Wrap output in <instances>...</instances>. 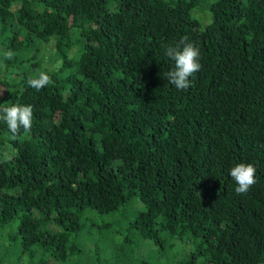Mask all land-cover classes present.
Returning a JSON list of instances; mask_svg holds the SVG:
<instances>
[{"label": "trees", "instance_id": "trees-1", "mask_svg": "<svg viewBox=\"0 0 264 264\" xmlns=\"http://www.w3.org/2000/svg\"><path fill=\"white\" fill-rule=\"evenodd\" d=\"M185 36L202 67L177 90L165 49ZM40 72L52 83L36 91ZM13 104L34 119L18 135L0 120V264L10 247L73 264L86 226L116 232L100 220L128 204L158 262L168 235L193 240L175 264H264V0H0V109ZM238 163L256 168L245 195ZM129 241L87 264H129Z\"/></svg>", "mask_w": 264, "mask_h": 264}, {"label": "rangeland", "instance_id": "rangeland-1", "mask_svg": "<svg viewBox=\"0 0 264 264\" xmlns=\"http://www.w3.org/2000/svg\"><path fill=\"white\" fill-rule=\"evenodd\" d=\"M50 46L51 44L47 43L46 45L47 52H49ZM134 213H135L134 208H132L130 204H128L125 208L120 207L116 214L114 213L113 215L108 216L104 219L101 220L99 219L100 221L103 222L112 221L113 223L115 218L121 219V222L117 228L118 230L116 232H114V229L116 227L115 224L114 226L111 225L109 228L103 229L99 233H96L93 228L89 229V227L86 226V228L84 229L86 230L84 235L80 234L78 235L77 238V243L80 249L83 251V253H80V255H78V257L76 258H74V256H71L70 260L73 259L71 263L87 264L89 261L95 259V253L97 252L101 254V257H105L107 254H111L110 252L113 251V249L119 245V241H121L122 238L125 236L127 238L130 237V241L126 244V248H128L129 253L127 250H124L125 253L127 254V258L128 256L130 257L129 261H131V263L128 261L129 264H134L138 262L140 258L144 259L146 264H175L177 260H179L180 258L181 259L184 258V254L192 251L191 243L193 242V240L187 238L175 239L168 237V235H164L167 244H169V246L163 249L162 251L163 258L165 259V261L158 262L155 255H149L147 257L148 252L150 250L157 252L158 248L150 240L147 239L137 240L134 236H132V230L130 226L134 217ZM97 223H102V222H97ZM173 240H176L178 244H180L182 249L180 252L175 253L173 249L170 247V243ZM140 242H147V243L145 245L141 244L139 246ZM5 243H7V241L5 240L1 241L2 247H6ZM117 243L118 245H115ZM129 248L131 250H129ZM9 250L11 251L12 256H11V260L7 264H38V260L41 257V255L38 252L36 253V257L33 256L27 258L26 256H19L16 248L10 247ZM47 254L48 253L45 252L44 255H42L41 259H43V261L46 258L47 264H60L59 262L57 263L52 262L51 258L46 256ZM125 260L127 261V259ZM144 261H142L143 264ZM65 264H69V261H67ZM91 264H96V261H94Z\"/></svg>", "mask_w": 264, "mask_h": 264}, {"label": "clouds", "instance_id": "clouds-1", "mask_svg": "<svg viewBox=\"0 0 264 264\" xmlns=\"http://www.w3.org/2000/svg\"><path fill=\"white\" fill-rule=\"evenodd\" d=\"M5 58L11 60L15 53L7 51ZM165 55L174 61V68L167 72L170 85L177 90H186L191 86L192 77L201 69L200 49L188 37H183L175 46H167ZM52 80L49 75L40 72L36 78L29 79L28 84L36 91L49 86ZM33 108L31 105L13 104L0 109V120H3L13 135H18L23 129L29 133L33 124ZM229 175L235 182V192L240 195L247 194L257 183L256 168L251 163H238L229 170Z\"/></svg>", "mask_w": 264, "mask_h": 264}]
</instances>
